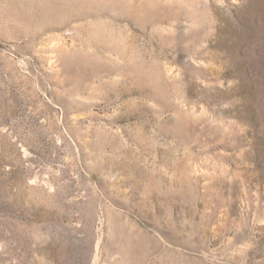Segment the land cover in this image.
I'll return each instance as SVG.
<instances>
[{
	"label": "rangeland",
	"instance_id": "rangeland-1",
	"mask_svg": "<svg viewBox=\"0 0 264 264\" xmlns=\"http://www.w3.org/2000/svg\"><path fill=\"white\" fill-rule=\"evenodd\" d=\"M0 264H264V0H0Z\"/></svg>",
	"mask_w": 264,
	"mask_h": 264
}]
</instances>
